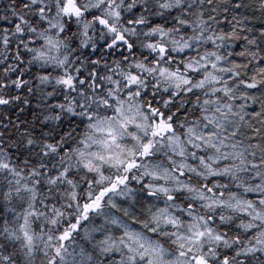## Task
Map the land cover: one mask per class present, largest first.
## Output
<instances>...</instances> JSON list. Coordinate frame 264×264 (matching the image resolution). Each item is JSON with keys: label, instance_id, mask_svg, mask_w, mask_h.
<instances>
[{"label": "snow or ice", "instance_id": "obj_1", "mask_svg": "<svg viewBox=\"0 0 264 264\" xmlns=\"http://www.w3.org/2000/svg\"><path fill=\"white\" fill-rule=\"evenodd\" d=\"M0 264H264V0H0Z\"/></svg>", "mask_w": 264, "mask_h": 264}]
</instances>
